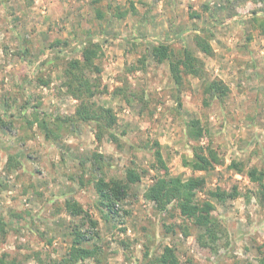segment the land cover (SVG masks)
<instances>
[{
    "label": "rangeland",
    "instance_id": "1",
    "mask_svg": "<svg viewBox=\"0 0 264 264\" xmlns=\"http://www.w3.org/2000/svg\"><path fill=\"white\" fill-rule=\"evenodd\" d=\"M198 36L211 54L198 48ZM159 42L176 56L188 48L204 75L183 74L178 90L168 62L150 54ZM93 44L99 72L90 100L112 109L114 138L105 130L98 139L94 122L74 119L69 129L64 122L78 100L67 94L63 70ZM207 80L228 91L207 92ZM0 118V256L14 264H152L166 245L179 264H259L264 195L247 171H264V0H0ZM193 118L204 130L199 143L222 160L205 171L183 164L198 144L187 136ZM157 148L168 175L205 177L196 197L213 204L212 248L175 202L159 210L144 197L163 174ZM127 169L139 181L120 215L106 221L94 182L125 178ZM217 189L237 195L222 201L210 194ZM66 200L98 220V236L88 233L83 243L101 247L98 260L65 262L81 222L67 213Z\"/></svg>",
    "mask_w": 264,
    "mask_h": 264
},
{
    "label": "trees",
    "instance_id": "2",
    "mask_svg": "<svg viewBox=\"0 0 264 264\" xmlns=\"http://www.w3.org/2000/svg\"><path fill=\"white\" fill-rule=\"evenodd\" d=\"M196 44L203 53H212L210 43L201 36L196 37ZM96 48V44L85 46L81 53V59H70L63 70L67 94L78 100L74 118H65L64 122L67 124L68 129L71 127L74 119L76 121L94 122L98 130V132H96V137L101 139V135L103 134L102 131L108 130L114 125L116 116L113 114L110 107L97 105L94 101L90 100L95 94V88L98 83L95 82L93 78V72L94 70L99 72V70L95 69L92 62L93 58L97 55ZM150 54L152 58L159 63L164 61L168 62L171 78L178 90L183 84V74H193L199 77L204 75L202 61L198 57H195L188 48H184L181 55L176 56L168 44L159 42L152 47ZM206 91H214L217 96H223L228 91V88L216 80H207ZM61 121L59 117L55 120L57 123ZM42 123L46 129L47 137H50L52 134L49 130L50 126L48 128V122H39V126H41ZM0 124H3L1 118ZM57 125L63 124L59 123ZM187 127L188 138L198 142V144L192 147V156L183 159V164L192 172H195L208 170L213 168L216 164L221 163L222 160L219 154L209 146V144L202 145L199 143L204 131L200 125V121L193 118L187 123ZM108 133L109 137L114 138V134L111 130H108ZM155 143L158 145L157 142ZM154 157L157 163H159L158 166L163 169V174H156V176H154L144 192V197L152 201L159 210H165L169 203L175 202L180 214L188 218L195 226L202 229L201 233L198 235V240L201 244L205 247L212 248V242L215 241L214 238L217 227L210 211L213 209V204L208 200L200 202L196 197L197 190L202 188L205 184V177L191 175L183 179L181 176H170L167 173L164 158L159 148L154 151ZM237 165L238 164L234 161L230 164L231 167H238ZM153 167H155V165ZM155 169L157 170V167H155ZM247 176L250 181L258 185L260 192L264 195V171L252 167L247 171ZM139 178L140 176L137 172L133 169H127L125 178L113 177L106 180L100 177L94 182V188L97 192L98 209L104 220L116 219L120 215L118 206L128 196L130 186L138 182ZM210 194L224 201L227 195L235 197L237 192L236 189H233V192L227 194L225 191L217 189L211 191ZM64 206L67 213L74 217L79 216L81 219L80 224L75 225L72 231V244L69 257L65 262L72 263L90 257L98 260L101 247L98 246L97 243L91 246L83 245L88 239V233H95L98 236V220L92 217L91 214L76 201L66 200ZM1 224L0 232H3L5 223L2 222ZM86 224L88 225V229L83 231L82 226ZM258 249L260 254L259 264H264V241L260 244ZM8 258L9 255L3 253L0 256V264H14L13 260H8ZM152 264H179V259L174 248L166 245L163 247L161 254L153 260ZM233 264L242 263L235 262ZM244 264L252 263L246 262Z\"/></svg>",
    "mask_w": 264,
    "mask_h": 264
}]
</instances>
